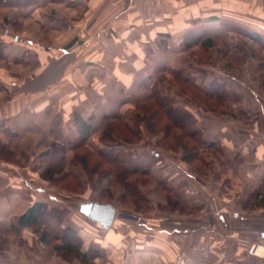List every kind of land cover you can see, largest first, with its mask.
<instances>
[{"label":"crops","instance_id":"0c3cea01","mask_svg":"<svg viewBox=\"0 0 264 264\" xmlns=\"http://www.w3.org/2000/svg\"><path fill=\"white\" fill-rule=\"evenodd\" d=\"M0 1V146L14 153L0 156V264H60L54 250L25 254L14 225L46 201L39 156L100 135L112 118L132 117L149 98L150 78L182 56L184 38L223 39L225 22L237 21L247 27L235 32L264 38V0ZM230 80L233 109H199L198 124L218 152L206 157L208 173L167 160L163 179L189 212L158 213L147 218V231L126 237L108 232L104 243L117 248L109 264H123L118 255L132 240L139 246L126 264H136L134 253L144 264H245L250 245L264 243V91L256 77ZM160 86L173 95L171 84Z\"/></svg>","mask_w":264,"mask_h":264},{"label":"rangeland","instance_id":"374dc122","mask_svg":"<svg viewBox=\"0 0 264 264\" xmlns=\"http://www.w3.org/2000/svg\"><path fill=\"white\" fill-rule=\"evenodd\" d=\"M251 23L256 24L257 22L251 21ZM225 24L227 29L223 33L224 37L222 40L216 42L217 46L214 49L206 50L195 45L193 48L182 49L183 54L181 56V54L175 52L179 48H173L172 53H175V56L178 55L177 57L171 56V58H175L169 62L170 67L178 69L183 67L190 79L197 81L202 86V93L207 94L212 82L217 81L221 85L226 82L224 90L230 97L225 101L224 107L222 104H218L214 98L209 99L211 95L205 97L199 90L189 88L177 79L168 77L166 82L159 84V88L164 83H169L174 87V93L171 97L175 99V104L179 108L183 107L190 110L197 119L196 124L200 120L199 109L209 112H214L213 110H215L217 113H220L230 111V108L233 109V106H236L234 104L236 103V99L231 98L234 93L232 92V87L229 86L230 77L234 79L235 77L258 78L259 72H264V68L261 66L262 62L264 63V50L255 45L253 40L239 32H235L242 24L245 27H247V24L240 21L225 22ZM9 26L14 29H17V27L21 28V24L14 26L9 23ZM0 30L1 32L3 31L2 26H0ZM1 45L3 46V44ZM223 48H227L228 51H224ZM155 62L156 65L163 63L160 60H156ZM211 62H214L212 63L213 68L207 70L206 68L210 67L209 63ZM157 77L158 74L153 81L150 78V82L153 84ZM261 89L264 91L262 86ZM148 97L147 101H149L150 95ZM143 104L145 103L141 105ZM141 105L136 107V112L132 117L125 120L122 119L121 123L112 118L104 123L100 135L88 136L90 149L85 146L76 149L75 145L77 142L75 144L69 143L64 149L55 148L42 153L39 156V161L43 162V164L41 163L40 165L38 161L39 163L35 165L36 176L42 181L41 183L47 192H45L46 201L42 202L48 203L52 212H55L54 216H58L57 219L51 217L49 220L48 218V227L53 228L51 232L49 231L50 242L56 244L58 243L57 241H61L59 240L60 238L56 239L54 237L55 232L57 234L60 231L61 235H63L69 232L70 228L75 234L72 235L77 236L80 246L87 249L90 255H94L93 250L97 251L98 256L94 257V264H109L110 261L115 259L116 254H114V251L117 248L104 243V236L108 232H115L118 235H125L126 237L132 235L133 232L136 234L137 231H142L143 229L147 231L148 227L144 225L147 218H156L158 213L171 214L181 211V214H185L189 212L187 206L179 205V201L173 196L171 182L169 179L167 181L164 180L163 177H170L171 168H169L170 165L167 163L168 157L173 156L177 161H185V155L188 154L187 148L195 147V139L186 135L185 127L181 128L171 124V118H167L157 108L155 103H151L150 105L149 111L152 114L138 110ZM157 114L158 121L156 122L154 117L156 118ZM159 114H163L164 116L161 115L159 117ZM154 121L156 122L154 124L156 125V129L152 132L146 125L153 126L151 124ZM108 125L112 126L111 130H113V134L110 136L111 142L109 140L101 141L103 132H107ZM168 125L171 128L169 132L165 128H162ZM203 138L205 139L204 136ZM212 145L216 144L207 142V146L198 145L199 159L193 165L204 168L207 166V156L218 155V152L214 151L216 149ZM91 148L104 150L110 155H112V152H116V154L118 152L137 154L139 155V159H143L144 161V163H141L142 170L149 168V174L125 175L129 184H133L132 188H126L124 183H122L125 178L121 173H117L116 166L109 164L99 156L97 157V151L89 153L91 151L88 150H91ZM7 149L0 146L1 157L14 156L11 148L10 150ZM194 150L196 151V148ZM57 151L63 153L57 154ZM151 161H154L153 166L149 164ZM189 166L192 167V164L189 163ZM160 168L163 170H160ZM205 171L208 173V166ZM85 202H100L115 206L117 214L112 227L104 228L101 224L84 215L80 208ZM26 212L27 210L24 213ZM24 213L16 218L14 224L17 229V236L22 232L20 236L22 237L21 243L23 244L24 253L30 254L36 251L47 253L54 250L52 245L40 242L41 232L35 231L33 227L24 228L18 224L17 219L24 215ZM48 227L44 226V228ZM125 239H121L123 240V244L126 243ZM135 244L139 246L138 241L134 242L132 240L130 248L125 250V254L121 250L122 254L118 255V259L120 258L118 262L123 264L128 263L127 261L132 257L131 248ZM124 247L126 249L129 246L126 247L124 245ZM134 256L136 257V264H144L141 260L138 261L139 254L134 253ZM153 260L147 264H158L156 259ZM60 262L61 259L58 258L57 263ZM60 264L83 263L79 259L74 258L71 260L63 259Z\"/></svg>","mask_w":264,"mask_h":264},{"label":"trees","instance_id":"16d2710c","mask_svg":"<svg viewBox=\"0 0 264 264\" xmlns=\"http://www.w3.org/2000/svg\"><path fill=\"white\" fill-rule=\"evenodd\" d=\"M0 6H1V1H0ZM242 35H244L245 37L253 40L254 44L259 46V48H261L262 50H264V38L257 35V34H250L248 32H242ZM222 40V38H220L218 35L217 36H209L208 37H198V38H184V41H182L181 45L185 47V49L188 48H193L195 45L201 47L202 49H206L209 50L211 48H214L216 45V42ZM163 46H166V41L164 40L163 42ZM0 48H2V45L0 44ZM3 49V48H2ZM224 51H228L227 48H223ZM223 51V52H224ZM261 66H263L264 68V63L262 62ZM260 67V66H259ZM260 70V68H259ZM171 77V79H177L179 80V82L182 81V83H184L187 87L192 88V89H197L199 90L201 93L203 92V88L200 84L197 83V81L191 80L190 77L187 75V73L185 72L184 68L181 67V69L178 68H174V67H170L169 65H167L166 69L158 74V77L155 79L153 85L150 88V99L149 101H147V103L141 105V107H139L138 110H142V111H146L149 114H152L151 111H149L150 109V105L152 104H156L157 108L162 111V113L168 118H171V124H173L174 126H179L181 128L185 127V133L186 135H188L190 138H194L195 142H194V146L190 149H188V154L185 155L184 160L187 161L188 163L192 164V166L197 170L201 171V172H206L205 169L207 168V166H205L204 168L201 166H195L193 165L195 161H197L199 159V152H198V145L200 144V146L204 145L207 146V142L206 140L203 138L204 136V131L203 129L199 126V124L197 123V119L195 117V115L188 109L186 108H179L177 107V105L175 104V99L171 96H164L161 94L160 92V88H159V84L162 82H166L167 78ZM258 78L261 80V86L264 89V72L261 71V73L259 72L258 74ZM226 85V82H224V84H220L217 81H215L214 83L212 82L210 85V89L207 91L206 93H202L205 97L210 96L209 99H213L216 100V102L218 104H222L224 107L225 101L228 100V98L230 97V95L224 90V87ZM5 89V86L3 85V82L0 79V90ZM184 90V89H181ZM224 90V91H223ZM185 91V90H184ZM212 97V98H211ZM214 112H217L215 110H213ZM139 112V111H138ZM220 112V111H219ZM226 112V111H225ZM225 112H220V113H225ZM163 114H161L162 116H164ZM161 115L159 114V117H161ZM158 114L156 115V118L154 117V119H156L155 121L157 122L158 120ZM151 117V115H150ZM114 120H118L117 122L123 121L122 118H116ZM153 122V126L150 125H146L148 127V129H150V131L154 132L156 129V125H154L156 122ZM109 127H107V132H103L102 135V139L101 141L104 140H109L111 142L110 136H112V132L113 130H111L112 126L108 125ZM200 127V128H199ZM163 129L165 128L166 131H170L171 128L170 126H164L162 127ZM91 133H86L85 135H83V137L81 139H79L75 145V148H81L83 146H85L86 148H89V144L90 141L88 139V136H90ZM107 137V138H106ZM213 146V145H212ZM211 146V147H212ZM1 147L5 148V149H9L8 145L2 144L1 143ZM215 147V145L213 146ZM94 148V147H93ZM91 148V151L89 153H92V151H97L96 155L97 157H101L102 159H104L106 162H108L109 164H114L116 166L117 169V173H121L122 176L125 178V175H129V174H142V175H148L149 174V168H145L142 170L141 168V163L143 161V159H139V155L137 154H133V153H120L118 152V154H116V152H112V155L106 153L104 150L101 149H93ZM194 148H196V151L194 150ZM7 149V150H8ZM9 153V152H8ZM115 153V154H113ZM159 155V154H157ZM14 156H9L7 157L8 159H12ZM154 161H151L149 164L151 166H153ZM197 170V171H198ZM101 181V180H100ZM127 181V182H126ZM124 183L126 188H132L133 184H129V181L127 178H125V180L122 182ZM137 189V188H136ZM86 203V202H85ZM81 210V209H80ZM55 212H52V210L49 208L48 203L46 202H35L33 205H31L27 212L24 213V215L20 216L17 219L18 224L21 227H33L35 228V231L37 232H41V236H40V242H44L45 244H49L53 246V249L56 251L57 256L62 257L65 260H71L74 258L79 259L83 264H94V260H95V256H98V253L96 250H93V254L94 255H90V253L88 252L87 249L83 248L80 246L79 241L77 240V236H73L72 234H74L73 230H70L69 228V232L61 235L60 231L59 233L55 232V238L59 239L61 241H57L58 243L53 244L52 242H50V232L53 228H49V220L52 218L57 219L58 216H54ZM49 216V217H48ZM59 220V219H58ZM60 221V220H59ZM47 224V225H46ZM44 226L48 227V228H44ZM50 231V232H49ZM75 235V234H74Z\"/></svg>","mask_w":264,"mask_h":264},{"label":"water","instance_id":"95a60500","mask_svg":"<svg viewBox=\"0 0 264 264\" xmlns=\"http://www.w3.org/2000/svg\"><path fill=\"white\" fill-rule=\"evenodd\" d=\"M80 209L84 215L86 214L95 222L101 223L105 228L112 227L117 214L115 206L100 202H86Z\"/></svg>","mask_w":264,"mask_h":264},{"label":"built area","instance_id":"2783aa9c","mask_svg":"<svg viewBox=\"0 0 264 264\" xmlns=\"http://www.w3.org/2000/svg\"><path fill=\"white\" fill-rule=\"evenodd\" d=\"M245 263L264 264V243L257 242L250 245Z\"/></svg>","mask_w":264,"mask_h":264}]
</instances>
